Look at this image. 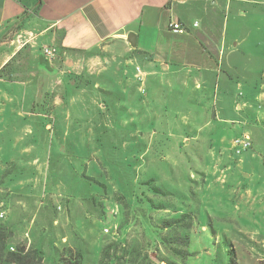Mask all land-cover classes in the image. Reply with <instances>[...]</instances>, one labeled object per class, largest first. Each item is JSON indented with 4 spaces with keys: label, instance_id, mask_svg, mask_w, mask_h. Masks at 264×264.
Here are the masks:
<instances>
[{
    "label": "rangeland",
    "instance_id": "374dc122",
    "mask_svg": "<svg viewBox=\"0 0 264 264\" xmlns=\"http://www.w3.org/2000/svg\"><path fill=\"white\" fill-rule=\"evenodd\" d=\"M193 18L217 72L155 65L121 44L42 64L34 126L0 130L5 254L24 245L44 264H264V0H208Z\"/></svg>",
    "mask_w": 264,
    "mask_h": 264
},
{
    "label": "crops",
    "instance_id": "0c3cea01",
    "mask_svg": "<svg viewBox=\"0 0 264 264\" xmlns=\"http://www.w3.org/2000/svg\"><path fill=\"white\" fill-rule=\"evenodd\" d=\"M207 2L0 0V130L34 126L29 112L43 92L32 83L48 78L42 69L47 59L43 53L46 46L57 48L55 61L59 57L62 61V50L87 52L104 44H121L169 69L209 73L221 70L219 58L200 35V19H192ZM204 10L205 16L210 10ZM173 22L181 23L185 30H173ZM204 28H208L207 24ZM131 33L136 35L135 45L128 41ZM62 62L67 63L68 58ZM5 69L11 71L5 73ZM202 83L203 89H212L206 81L198 80L199 89ZM53 112L55 109L50 113ZM22 137L19 131L9 138L13 142L2 150L8 161L12 156L17 159Z\"/></svg>",
    "mask_w": 264,
    "mask_h": 264
},
{
    "label": "trees",
    "instance_id": "16d2710c",
    "mask_svg": "<svg viewBox=\"0 0 264 264\" xmlns=\"http://www.w3.org/2000/svg\"><path fill=\"white\" fill-rule=\"evenodd\" d=\"M7 237V233L0 232V264L5 262L9 264H44L43 252L37 248H26L24 245H19L17 250H10L5 254Z\"/></svg>",
    "mask_w": 264,
    "mask_h": 264
},
{
    "label": "built area",
    "instance_id": "2783aa9c",
    "mask_svg": "<svg viewBox=\"0 0 264 264\" xmlns=\"http://www.w3.org/2000/svg\"><path fill=\"white\" fill-rule=\"evenodd\" d=\"M198 23L196 22L195 25H197ZM171 28L175 31H184V27L181 23L179 22H173L171 24ZM57 48L54 47V46H46L43 48V53L45 54V56L48 58V59H54L57 55ZM236 145L239 146L240 149H246V148H249L252 144L250 138L248 135L244 136L242 139H237L235 141ZM238 151H240L238 149Z\"/></svg>",
    "mask_w": 264,
    "mask_h": 264
},
{
    "label": "water",
    "instance_id": "95a60500",
    "mask_svg": "<svg viewBox=\"0 0 264 264\" xmlns=\"http://www.w3.org/2000/svg\"><path fill=\"white\" fill-rule=\"evenodd\" d=\"M128 41L132 44L135 45L136 44V35L134 33L129 34L128 36ZM47 65L50 64V61L48 59H46V61H44Z\"/></svg>",
    "mask_w": 264,
    "mask_h": 264
}]
</instances>
